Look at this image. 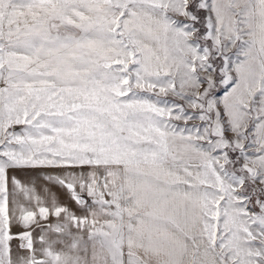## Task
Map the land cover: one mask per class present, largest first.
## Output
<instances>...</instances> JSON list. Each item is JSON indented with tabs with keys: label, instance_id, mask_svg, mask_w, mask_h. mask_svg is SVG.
<instances>
[{
	"label": "snow or ice",
	"instance_id": "obj_1",
	"mask_svg": "<svg viewBox=\"0 0 264 264\" xmlns=\"http://www.w3.org/2000/svg\"><path fill=\"white\" fill-rule=\"evenodd\" d=\"M0 264H264V0H0Z\"/></svg>",
	"mask_w": 264,
	"mask_h": 264
}]
</instances>
